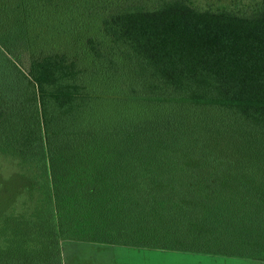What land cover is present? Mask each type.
I'll list each match as a JSON object with an SVG mask.
<instances>
[{
    "label": "trees",
    "instance_id": "trees-1",
    "mask_svg": "<svg viewBox=\"0 0 264 264\" xmlns=\"http://www.w3.org/2000/svg\"><path fill=\"white\" fill-rule=\"evenodd\" d=\"M0 152V264L264 261V0H0Z\"/></svg>",
    "mask_w": 264,
    "mask_h": 264
},
{
    "label": "rangeland",
    "instance_id": "rangeland-1",
    "mask_svg": "<svg viewBox=\"0 0 264 264\" xmlns=\"http://www.w3.org/2000/svg\"><path fill=\"white\" fill-rule=\"evenodd\" d=\"M241 5L248 0H234ZM204 4L233 3V0H199ZM19 170L18 160L0 152V174L9 176ZM66 264H264V261L213 253L175 249L108 245L89 242L66 243Z\"/></svg>",
    "mask_w": 264,
    "mask_h": 264
}]
</instances>
